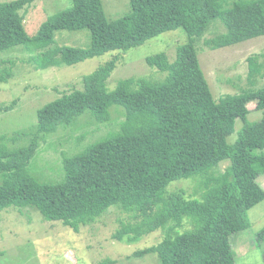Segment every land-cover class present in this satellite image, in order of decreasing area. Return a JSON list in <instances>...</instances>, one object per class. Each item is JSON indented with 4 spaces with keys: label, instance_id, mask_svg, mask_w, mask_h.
<instances>
[{
    "label": "trees",
    "instance_id": "obj_1",
    "mask_svg": "<svg viewBox=\"0 0 264 264\" xmlns=\"http://www.w3.org/2000/svg\"><path fill=\"white\" fill-rule=\"evenodd\" d=\"M36 0H15L0 7V54L23 47L41 70L74 66L112 51H128L164 33L184 29L201 37L217 24L226 32L208 39L218 50L264 36V0H130L131 13L109 21L102 0H72L73 6L51 16L35 37L25 29ZM89 30L88 48H53L57 31ZM260 55L249 58L252 84L264 76ZM3 62H0L2 64ZM147 63L168 73L164 81L129 78L116 90L107 81L116 68L110 61L85 77L82 90L65 93L38 111L29 144L11 148L0 136V216L11 208L32 207L35 200L49 208L48 221H60L76 233L97 222L112 206L129 215L114 239L134 243L153 232L167 231L158 245L137 251L157 253L162 264H236L230 236L250 227L248 211L264 201V88L214 99L193 43L181 45L170 62L166 53ZM11 71L3 70L0 84ZM263 112L250 122L249 105ZM126 110L118 133L64 159L65 179L38 182L30 172L41 141L61 126H71L90 111L99 123L111 119L110 109ZM243 122L234 144L228 138ZM225 160L223 172L214 169ZM201 176L202 199L183 191L168 194L171 183ZM186 218L192 229L181 232ZM257 239L264 242V229ZM1 256V254H0Z\"/></svg>",
    "mask_w": 264,
    "mask_h": 264
},
{
    "label": "rangeland",
    "instance_id": "obj_2",
    "mask_svg": "<svg viewBox=\"0 0 264 264\" xmlns=\"http://www.w3.org/2000/svg\"><path fill=\"white\" fill-rule=\"evenodd\" d=\"M15 0H0V7ZM250 0H230V4ZM109 21L119 20L131 13L130 0H102ZM73 6L72 0H36L29 9L25 29L30 37L38 35L42 25L57 13ZM4 9L0 14H4ZM226 32L220 24L207 30L201 37L190 38L184 29L164 33L145 44L128 51H112L88 59L74 66L39 69L31 63L32 53L17 47L0 54V75L3 70L11 76L0 84V136L7 135L11 148L29 144L31 133L38 123V111L65 93L82 90L85 77L91 75L110 61L116 68L107 81L112 92L118 84L129 78H147L164 81L168 73L147 63V58L166 53L170 62L177 58L181 45L193 43L197 49L201 67L208 80L214 99L219 101L226 95L240 94L247 89L264 88V76L254 84L249 78V58L260 55L264 64V36L218 50H211L207 41ZM92 43L89 30L57 31L53 48L68 46L88 48ZM250 122L263 118L256 111V104L249 105ZM111 119L97 122L90 111L85 112L71 126H61L57 132L44 137L32 160L30 172L40 183L59 184L65 179L64 159L83 152L118 133L126 120V110L114 105L110 109ZM243 122L237 120L236 132L228 138L229 144L238 139ZM231 165L225 160L214 169L223 173ZM264 187V174L258 179ZM201 176L171 183L168 194L183 191L187 197L201 200L203 193ZM47 205L35 200L32 207H11L0 216V264H162L157 253L137 257V251L158 245L167 231L159 230L146 235L134 243L118 241L114 234L127 222L129 215L119 206H112L97 222L82 227L76 233L60 221H48ZM250 227L234 233L229 240L235 254L236 264H264V242L259 243L258 233L264 229V201L248 211ZM192 229L190 218H186L181 232Z\"/></svg>",
    "mask_w": 264,
    "mask_h": 264
}]
</instances>
